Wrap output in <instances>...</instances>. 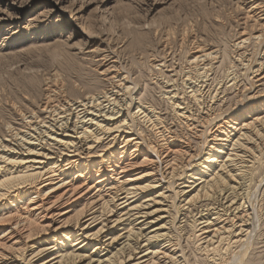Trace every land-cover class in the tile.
Segmentation results:
<instances>
[{
    "label": "bare ground",
    "instance_id": "6f19581e",
    "mask_svg": "<svg viewBox=\"0 0 264 264\" xmlns=\"http://www.w3.org/2000/svg\"><path fill=\"white\" fill-rule=\"evenodd\" d=\"M254 75L264 77L263 64ZM115 86L127 90L124 82ZM197 87L186 93L200 103ZM106 89L66 98L63 107L46 94L49 120L0 146V264H186L176 230L209 264H238L264 214L256 200L264 179V93L207 127L200 149L145 104L125 112L114 101L124 93ZM165 92L179 128L198 139L203 131L193 113L177 92Z\"/></svg>",
    "mask_w": 264,
    "mask_h": 264
},
{
    "label": "rangeland",
    "instance_id": "374dc122",
    "mask_svg": "<svg viewBox=\"0 0 264 264\" xmlns=\"http://www.w3.org/2000/svg\"><path fill=\"white\" fill-rule=\"evenodd\" d=\"M203 53L208 54L204 60L193 61ZM260 64L264 65V0H0V146L49 120L48 109L42 107L46 94L54 97L51 104L63 107L67 99L88 91H117L114 85L121 81L127 90H119L124 94L114 101L126 106L125 112L135 111L136 103L145 104L160 124L202 149L207 127L264 93V77L258 81L254 75ZM70 85L78 93L72 94ZM191 86L200 89V103L186 93ZM167 90L177 92L176 100L194 115L193 123L203 131L198 139L179 128L183 122L170 107ZM214 91L218 95L212 100ZM128 116L135 129L142 130L144 123ZM145 131L143 135L150 137L152 133ZM259 177L257 171L252 183ZM256 191L264 210V179ZM262 216L238 264L251 259L264 264ZM175 233L186 264H209L186 235Z\"/></svg>",
    "mask_w": 264,
    "mask_h": 264
}]
</instances>
